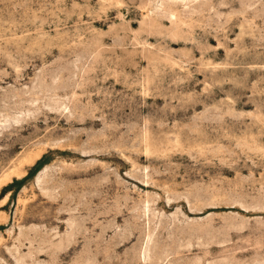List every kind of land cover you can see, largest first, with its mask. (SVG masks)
I'll use <instances>...</instances> for the list:
<instances>
[{
  "label": "rangeland",
  "instance_id": "1",
  "mask_svg": "<svg viewBox=\"0 0 264 264\" xmlns=\"http://www.w3.org/2000/svg\"><path fill=\"white\" fill-rule=\"evenodd\" d=\"M0 264H264V0H0Z\"/></svg>",
  "mask_w": 264,
  "mask_h": 264
},
{
  "label": "bare ground",
  "instance_id": "2",
  "mask_svg": "<svg viewBox=\"0 0 264 264\" xmlns=\"http://www.w3.org/2000/svg\"><path fill=\"white\" fill-rule=\"evenodd\" d=\"M21 168V167H20ZM18 169H19V167H18ZM12 175H17V176H19L20 174H19V172H18V170L17 171H11L6 177H5V181H7V180H9L10 179V177L12 176ZM4 180H3V182H4Z\"/></svg>",
  "mask_w": 264,
  "mask_h": 264
}]
</instances>
